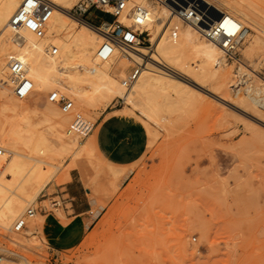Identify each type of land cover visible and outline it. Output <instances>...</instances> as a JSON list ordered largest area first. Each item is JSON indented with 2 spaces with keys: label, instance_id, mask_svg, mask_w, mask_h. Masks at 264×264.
I'll list each match as a JSON object with an SVG mask.
<instances>
[{
  "label": "rangeland",
  "instance_id": "1",
  "mask_svg": "<svg viewBox=\"0 0 264 264\" xmlns=\"http://www.w3.org/2000/svg\"><path fill=\"white\" fill-rule=\"evenodd\" d=\"M144 1L162 9L153 0ZM207 1L211 8L226 10L222 1L227 0ZM247 3L264 27V0ZM85 19L92 24L111 20L95 10ZM243 26L249 36L240 50V66L247 71L248 82L234 86L239 65L227 62L225 68L234 76L226 87L194 72L190 76H199L205 89L178 103V111L157 106L147 112L142 97L134 99L136 109L119 98L106 107L88 108L71 94H62L75 109L65 130L74 111L94 128L112 114H121L144 127L147 148L134 164L116 166L99 154L94 129L77 136L78 145L92 144L91 151L74 157L39 156L18 144L21 153L50 164L41 167L51 177L25 206L37 209L36 239L29 237L27 228L14 234L0 227V256L12 264H264V106L253 100L261 97L254 91L264 89V31L260 35L250 25ZM116 63L111 73L119 85L135 65ZM5 90L31 123L39 122L25 107L34 109L37 98L39 106L45 105L51 91L34 88L31 98L21 103L10 86ZM168 93L175 98L171 90ZM244 100L257 110L241 103ZM8 117L0 111V127ZM45 136L50 145L58 146L56 136L49 132ZM52 202L58 207L52 208ZM9 235H20L21 244H12Z\"/></svg>",
  "mask_w": 264,
  "mask_h": 264
},
{
  "label": "bare ground",
  "instance_id": "2",
  "mask_svg": "<svg viewBox=\"0 0 264 264\" xmlns=\"http://www.w3.org/2000/svg\"><path fill=\"white\" fill-rule=\"evenodd\" d=\"M77 1L45 0V7L40 10V17L44 22V37L39 39L25 29L17 31L11 29L10 21L23 0H0V111L9 115L6 125L0 127V144L4 147V151L0 149V227L7 232L11 231L13 223L25 211V206L33 201L35 195L45 187L51 177V172L44 171L41 167L42 165L51 167V165L21 153L16 147L18 144L39 156L57 158L67 155L74 157L77 153L83 154L92 149L89 141L80 146L78 135L70 128L65 130L72 114L63 113L57 102L47 101L45 105L39 106V98H37L34 109L29 110L25 107L32 115L39 118V122L33 124L28 114L21 111L16 103L9 99L5 89L10 86L8 75L10 59L24 63L33 89L41 88L43 92H58L60 95L71 94L75 102L88 108H95L98 105L106 107L114 98H119L124 103L130 104V107L135 106L136 109L134 99L142 97L145 102L141 104L145 109L150 108L149 110L152 111V107L158 106L171 111L178 103H183L188 95H193L194 91L200 92V89L204 88V82L199 76L198 78L190 76L194 72L198 71L201 78H205L204 81H207V78L214 79L219 87L228 86L231 77L234 76H231V71L225 68L226 61L223 54L221 56L220 48L209 42L200 41L197 37V35L201 37L199 32L191 26L186 24L190 29H183L174 19L176 17L164 6L156 3V0L153 1L162 9L155 6L151 8L149 2L144 0H131L129 4L142 5L149 10L147 25L142 31L148 33L150 46H141L137 53L128 56L115 51L109 60L101 61L96 53L103 43V37L92 25L69 15V10ZM200 1L212 6L207 0ZM247 1H222L226 10L214 7L222 15L220 22L227 33H235L239 28H246L244 24L250 25L251 30L257 34L261 35L264 31L262 22L257 19ZM119 22L127 26L130 25L131 20L121 16ZM54 48L56 54L52 55L50 51ZM118 61L127 66L134 64L140 68L139 77L129 88L121 86V81L126 77L121 78L118 85L111 73V66ZM240 64L239 67L237 66L238 79L234 82V86L242 81L248 82L249 79L247 71H242ZM169 90L173 92L175 98L169 95ZM254 93L260 94L261 97L253 100L264 106V89H256ZM29 98L17 100L23 103ZM158 98L162 99L161 104L157 102ZM241 103H245L252 110L253 108L257 110V107L245 100ZM140 111L144 118L150 120L144 111ZM46 132L57 137L58 146L48 143ZM127 175L128 173L122 179H126ZM33 189H36L34 193H32ZM39 219L37 217V220L33 218L27 222L26 232L29 237L32 236V239H36L34 232L40 224ZM19 236L9 235L8 240L15 245L21 244ZM0 259V264H12L9 263L11 260L9 258V261L4 256H0Z\"/></svg>",
  "mask_w": 264,
  "mask_h": 264
},
{
  "label": "built area",
  "instance_id": "3",
  "mask_svg": "<svg viewBox=\"0 0 264 264\" xmlns=\"http://www.w3.org/2000/svg\"><path fill=\"white\" fill-rule=\"evenodd\" d=\"M130 2L131 0H78L69 10L70 16L92 25L103 37V43L96 53L101 61L109 60L115 51L128 56L137 53L139 47L148 46L146 40L148 33L143 32L142 29L147 25L149 10L142 5H129ZM156 3L164 6L182 23L197 30L202 39L220 48L226 62L235 65L241 63L240 50L249 33L247 28H239L235 33H227L220 22L222 15L215 8H211L200 0H156ZM44 4L45 0H23L10 21L11 29L13 31L25 29L36 38H43L44 22L40 17V10L45 7ZM91 10L99 12L104 17H110L111 20L92 24L85 19L86 14ZM121 16L131 20L130 25L126 26L120 23L119 18ZM50 52L55 55L56 49H51ZM139 74L140 68L135 66L121 81V86L129 88L137 80ZM8 75L10 88L16 99L24 100L33 94V84L26 74L25 65L22 61L10 59L8 61ZM47 96L49 102L58 103L63 113L73 112V102L64 95L52 92ZM70 128L78 136L85 137L93 131L94 124L79 112H74ZM58 205L57 202H52L51 206L55 208ZM36 213L37 209L27 208L24 214L13 223L11 228L13 233H22L27 228L28 220L33 219Z\"/></svg>",
  "mask_w": 264,
  "mask_h": 264
},
{
  "label": "crops",
  "instance_id": "4",
  "mask_svg": "<svg viewBox=\"0 0 264 264\" xmlns=\"http://www.w3.org/2000/svg\"><path fill=\"white\" fill-rule=\"evenodd\" d=\"M94 131L99 154L116 166L134 164L147 148L144 127L128 116L112 114L97 123Z\"/></svg>",
  "mask_w": 264,
  "mask_h": 264
}]
</instances>
